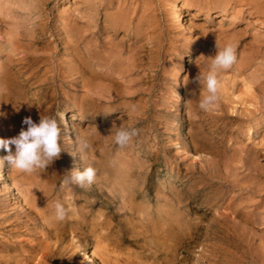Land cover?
I'll return each instance as SVG.
<instances>
[{
  "label": "rangeland",
  "instance_id": "rangeland-1",
  "mask_svg": "<svg viewBox=\"0 0 264 264\" xmlns=\"http://www.w3.org/2000/svg\"><path fill=\"white\" fill-rule=\"evenodd\" d=\"M216 41L238 59L205 113L183 81ZM263 83L264 0H0V139L65 113L45 172L0 148V264H264ZM89 165L90 188L59 189Z\"/></svg>",
  "mask_w": 264,
  "mask_h": 264
},
{
  "label": "clouds",
  "instance_id": "clouds-1",
  "mask_svg": "<svg viewBox=\"0 0 264 264\" xmlns=\"http://www.w3.org/2000/svg\"><path fill=\"white\" fill-rule=\"evenodd\" d=\"M216 53L213 56L205 57L209 62L202 69L197 63L199 71L196 76L184 78V84H196L200 87L198 107L205 113L214 112L220 101L221 81L219 73L221 71L230 70L237 62V45L234 43H225L223 46L216 41ZM203 56V55H202ZM29 108L32 104L28 103ZM19 111V108L16 109ZM57 117L59 119H57ZM65 113L58 112L52 117H42L36 123L30 116L23 119V124L27 127H22L19 134L9 139H0V148H4L8 153L4 157L11 170L25 175H31L46 171V168L51 165L54 160L59 159L62 151H65L61 145V128L60 123L64 122ZM139 134V130L129 125L128 127H116L113 133V128L110 135L113 136L114 143L118 146L127 145L135 136ZM77 144L83 149L90 147L86 139L80 140L77 138ZM14 146V151L13 147ZM73 155H75L73 153ZM96 180V169L91 165L80 169L74 168L65 176L59 185V189L63 191L65 188L76 185L81 189L90 188ZM54 219L57 222H64L69 218L71 208L66 207L64 203L57 201L54 205Z\"/></svg>",
  "mask_w": 264,
  "mask_h": 264
},
{
  "label": "bare ground",
  "instance_id": "bare-ground-1",
  "mask_svg": "<svg viewBox=\"0 0 264 264\" xmlns=\"http://www.w3.org/2000/svg\"><path fill=\"white\" fill-rule=\"evenodd\" d=\"M109 8V7H108ZM183 8V7H182ZM142 9V8H141ZM235 9V8H234ZM210 13V12H209ZM224 15V14H223ZM175 19L177 21H180V20H183L184 17H183V12H182V9L181 7H177L176 9V15H175ZM255 22V20H254ZM31 23V22H30ZM183 23V22H182ZM223 25V24H222ZM37 31V30H36ZM258 34V33H257ZM113 35V34H112ZM6 42V41H5ZM121 44V43H120ZM9 66V65H8ZM11 68V67H10ZM5 76V75H4ZM261 83V82H260ZM264 84V83H263ZM202 124V123H201ZM256 166V165H255ZM255 169V168H254ZM264 170V169H263ZM257 171V170H256ZM257 176V175H256ZM253 192V191H252Z\"/></svg>",
  "mask_w": 264,
  "mask_h": 264
}]
</instances>
